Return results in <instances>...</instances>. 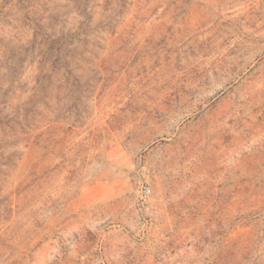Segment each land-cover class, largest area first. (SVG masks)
<instances>
[{
  "label": "rangeland",
  "instance_id": "rangeland-1",
  "mask_svg": "<svg viewBox=\"0 0 264 264\" xmlns=\"http://www.w3.org/2000/svg\"><path fill=\"white\" fill-rule=\"evenodd\" d=\"M0 264H264V0H0Z\"/></svg>",
  "mask_w": 264,
  "mask_h": 264
},
{
  "label": "built area",
  "instance_id": "built-area-1",
  "mask_svg": "<svg viewBox=\"0 0 264 264\" xmlns=\"http://www.w3.org/2000/svg\"><path fill=\"white\" fill-rule=\"evenodd\" d=\"M148 192V190L146 189L145 191H144V193H147Z\"/></svg>",
  "mask_w": 264,
  "mask_h": 264
}]
</instances>
